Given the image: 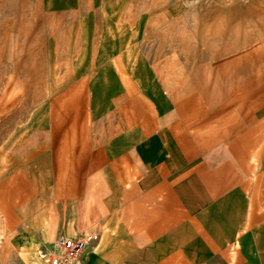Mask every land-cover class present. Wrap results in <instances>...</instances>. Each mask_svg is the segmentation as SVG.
<instances>
[{"label": "crops", "instance_id": "0c3cea01", "mask_svg": "<svg viewBox=\"0 0 264 264\" xmlns=\"http://www.w3.org/2000/svg\"><path fill=\"white\" fill-rule=\"evenodd\" d=\"M104 4L72 11L79 58L36 91L86 85L91 123L41 104L0 142V264H45L60 236L88 240L83 264H264V62L164 74Z\"/></svg>", "mask_w": 264, "mask_h": 264}, {"label": "rangeland", "instance_id": "374dc122", "mask_svg": "<svg viewBox=\"0 0 264 264\" xmlns=\"http://www.w3.org/2000/svg\"><path fill=\"white\" fill-rule=\"evenodd\" d=\"M104 6V0H0V142L24 128L41 104L64 110L70 102L78 121L91 123L86 85L78 84L72 99L51 97L47 87L46 97L37 98L36 91L39 76L64 75L68 60L79 58L81 20L72 11L83 16ZM125 10L127 25L141 32L135 48L164 74L184 77L200 61L237 54L264 62V0H125ZM136 38L132 32L125 45ZM84 133L73 131V141Z\"/></svg>", "mask_w": 264, "mask_h": 264}, {"label": "built area", "instance_id": "2783aa9c", "mask_svg": "<svg viewBox=\"0 0 264 264\" xmlns=\"http://www.w3.org/2000/svg\"><path fill=\"white\" fill-rule=\"evenodd\" d=\"M88 245L86 239H72L60 236L53 252L39 253L46 264H83V256Z\"/></svg>", "mask_w": 264, "mask_h": 264}, {"label": "bare ground", "instance_id": "6f19581e", "mask_svg": "<svg viewBox=\"0 0 264 264\" xmlns=\"http://www.w3.org/2000/svg\"><path fill=\"white\" fill-rule=\"evenodd\" d=\"M39 258H41L40 255H39ZM44 263H45V262H44ZM45 264H46V263H45Z\"/></svg>", "mask_w": 264, "mask_h": 264}]
</instances>
